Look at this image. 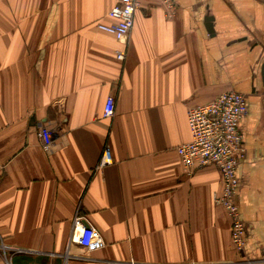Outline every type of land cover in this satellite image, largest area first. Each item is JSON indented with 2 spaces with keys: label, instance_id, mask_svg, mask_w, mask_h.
Returning <instances> with one entry per match:
<instances>
[{
  "label": "crops",
  "instance_id": "obj_1",
  "mask_svg": "<svg viewBox=\"0 0 264 264\" xmlns=\"http://www.w3.org/2000/svg\"><path fill=\"white\" fill-rule=\"evenodd\" d=\"M139 2L123 45L97 29L114 0H0V264H264V0ZM226 91L248 107L242 254L220 170L177 153L188 110ZM76 215L102 250L76 243Z\"/></svg>",
  "mask_w": 264,
  "mask_h": 264
},
{
  "label": "built area",
  "instance_id": "obj_2",
  "mask_svg": "<svg viewBox=\"0 0 264 264\" xmlns=\"http://www.w3.org/2000/svg\"><path fill=\"white\" fill-rule=\"evenodd\" d=\"M169 14L175 11L172 0H162ZM140 5L139 0H114L107 17L111 23H99L97 29L114 37L126 45L134 26L135 13ZM117 59L124 61L126 53L118 51ZM115 113V100L108 97L104 109V118H112ZM248 114L246 96L236 91H226L212 101L191 107L188 110V124L191 140L177 148L182 166L187 174L210 165L217 167L223 178V190L214 196V202L222 207L232 222V243L236 252L242 254L245 248L246 230L241 218L236 198L239 178L238 168L245 158L246 148L240 123ZM43 149L50 152L53 134L50 130H41ZM112 164L111 154L106 148L102 154L99 168ZM85 218L76 215L74 226L78 230L76 243L93 254L105 247L100 232L93 226H83Z\"/></svg>",
  "mask_w": 264,
  "mask_h": 264
},
{
  "label": "water",
  "instance_id": "obj_3",
  "mask_svg": "<svg viewBox=\"0 0 264 264\" xmlns=\"http://www.w3.org/2000/svg\"><path fill=\"white\" fill-rule=\"evenodd\" d=\"M211 21H212L211 19H208V22H207V28H208L209 33H213Z\"/></svg>",
  "mask_w": 264,
  "mask_h": 264
}]
</instances>
